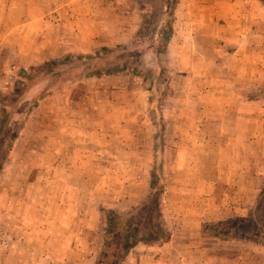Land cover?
Returning <instances> with one entry per match:
<instances>
[{
    "label": "rangeland",
    "instance_id": "obj_1",
    "mask_svg": "<svg viewBox=\"0 0 264 264\" xmlns=\"http://www.w3.org/2000/svg\"><path fill=\"white\" fill-rule=\"evenodd\" d=\"M128 3L127 10L140 13L141 28L129 44L107 46L111 54H103L104 60L118 55L123 61L129 59L130 73L104 80L95 77L87 85L85 79L91 77L85 74L94 64L78 59L81 54H66L49 61V66L29 69L34 76L30 83L19 77L20 67L13 83L0 86L1 96V91L13 88L17 79L26 84L23 91L15 90L17 96L7 103L12 120L0 139L1 154L11 132L24 126L0 177V219H38L39 215L31 210L35 202L29 199L36 201L42 193L28 186L42 183L73 188L68 192L69 199L57 210L58 218L67 219L63 213L69 209L63 206L69 203L73 217L79 218L88 209L90 194L106 209L115 208L125 214L146 198L155 167L164 177L166 188L158 214L171 237L152 245L167 244L174 238L173 248L183 247L187 244L183 230L189 228L198 232L191 239L194 249H212L208 264H264V230L259 225L264 224V197L259 202L264 189V96H259L264 94V80L260 86L256 82L250 85L246 78L237 80L240 87L247 84L242 85L247 99L263 101L248 107L251 116H236L242 122L239 132L244 136L246 119L263 123L252 129L255 142L223 143V136L225 140L236 130L233 114L227 117L232 133L219 128L216 118L221 113L199 111L198 102L188 95V86L180 81L178 73L174 89L166 91L167 64L162 48L167 28L162 23L173 19L168 13L171 0ZM190 9L194 13L202 10L206 18L217 14L221 25L231 21L237 32L233 34L235 43L243 40L247 45H256L260 41L256 35L264 27V0H184L181 15L186 17ZM121 45L124 47L118 48ZM67 56L70 61L65 59ZM7 59L9 53L3 51L0 64ZM43 94L47 100L41 98ZM207 120L211 123L201 124ZM14 185L25 186L27 191L14 188L13 192L10 187ZM153 185L159 196L161 183ZM44 194L47 211L52 213L57 208L53 188ZM9 226L12 230L17 227L13 223ZM217 227L219 236L210 232L217 231ZM257 229L262 234L261 238L254 235L255 241L251 235ZM15 232L19 233L20 227ZM188 260L194 264V259ZM175 264L182 263L175 259Z\"/></svg>",
    "mask_w": 264,
    "mask_h": 264
},
{
    "label": "crops",
    "instance_id": "obj_2",
    "mask_svg": "<svg viewBox=\"0 0 264 264\" xmlns=\"http://www.w3.org/2000/svg\"><path fill=\"white\" fill-rule=\"evenodd\" d=\"M183 3L184 0H180L176 10L175 31L167 53L172 88L178 73L180 81L188 86V95L198 102L199 111L221 113L216 118L219 128L228 130L227 117L235 116L236 130L233 129L234 134L225 140L223 136V143L251 145L256 139L252 129L262 127L263 123L246 119L244 136L239 132L242 122L236 116H251L248 107L253 108L263 101L247 99L243 91L247 84L241 83L243 87H240L237 80L248 79L250 85L256 82L258 86L264 80V27L256 35L260 40L256 45L251 42L247 45L243 40L235 43L233 34L237 32L231 21L221 25L217 14L206 18L208 15L205 16L202 10L194 13L193 9L183 17L180 13ZM128 6V0H0V56L3 51L9 53V59L0 64L3 79L0 86L12 82L20 67L29 70L66 54H84L101 46L129 44L132 37H136L142 21L140 13L135 9L127 10ZM254 54H257L256 60ZM94 78L85 79V84H90ZM208 123L211 121H201V124ZM15 150L16 147L13 153ZM3 174L4 171L0 177ZM31 186L42 193L36 201L29 199L33 204L35 202L36 206L31 210L39 217L17 220L11 217L8 222L0 219V264H94L104 241L105 206L90 194L88 209L79 218L73 217L69 203L63 206L64 210L69 209L63 213L67 219H59L57 210L66 202L72 186L42 183L29 185L28 189ZM51 187L54 204H57L52 213L47 211L49 207L44 200V193H49ZM96 187L94 191L99 185ZM10 188L13 192L27 191L22 185ZM203 221L199 222V229ZM11 223L17 225L14 230L8 227ZM194 226L196 228V223ZM18 227L20 232L16 233ZM183 232L185 246L173 248L174 238L163 245L139 243L123 264H175V259L182 264H189L188 259H194V264H208L212 249H194L191 239L193 234L198 236V232L189 228Z\"/></svg>",
    "mask_w": 264,
    "mask_h": 264
},
{
    "label": "trees",
    "instance_id": "obj_3",
    "mask_svg": "<svg viewBox=\"0 0 264 264\" xmlns=\"http://www.w3.org/2000/svg\"><path fill=\"white\" fill-rule=\"evenodd\" d=\"M180 0H171V3L168 7V13L172 20L168 18L163 21V25L167 28L165 31V44L162 48V53L165 55L166 59V70L167 75L164 78V83L166 85V91L169 93L172 90L171 85V76H170V67L169 61L167 58L168 46L169 42L173 37V33L175 31V10ZM139 32V31H138ZM123 48L124 46H119L118 48ZM127 48V47H126ZM112 49L104 46L95 51L93 54H81L78 55V59H88V62L92 63L93 67H91V71L85 74L86 77H103L107 75H121L128 74L131 72V61L129 59H123L118 55L117 58L112 60H104V54H111ZM67 61H70V57H65ZM104 60V61H101ZM51 62H46L40 67L49 66ZM42 69V68H41ZM19 77L26 78L30 83V80L34 78L33 73L29 72L26 69H21ZM28 83V84H29ZM26 87V84L23 81L16 80L13 88L7 90L6 92L1 91L0 96V139L4 136L11 125L12 115L11 112L7 111V103L11 98H15L17 94L16 91H23ZM16 90V91H15ZM15 91V92H14ZM264 96V94L260 93L259 95ZM46 96L41 95V98H45ZM15 100V99H13ZM19 101V99H18ZM17 101H12V104H17ZM34 107H37V103H34ZM32 111V110H31ZM23 125L18 126L15 130H13L10 134V140H7L5 143L2 152L0 154V174L3 171L6 163L10 159L12 154L16 139L20 132L23 129ZM152 180L153 184L161 183V187L159 190V196L156 195V187L151 184L148 194L146 198L141 201L137 205H133L129 211L125 214L119 213L112 209H105V232H104V241L103 246L97 255L94 264H123L126 260L128 254L133 250L139 243H156V242H166L170 239V234L166 231V229L162 226L158 210L162 205L161 195L165 193V183L164 177L158 173V170L153 167L152 169ZM156 195V196H155ZM264 197V189L260 193V198ZM264 203V202H263ZM264 206V205H263ZM243 221V219H240ZM245 219L244 221H246ZM230 221V220H229ZM235 221V220H234ZM238 221V220H237ZM227 223V222H224ZM259 225L264 230V224ZM211 234L215 236L221 235L219 228L217 227V231H210ZM262 234V233H261ZM259 230L255 231L252 235L253 240L256 241V237L261 238ZM255 235V236H254ZM255 238V239H254Z\"/></svg>",
    "mask_w": 264,
    "mask_h": 264
}]
</instances>
